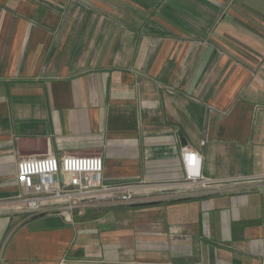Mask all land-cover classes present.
<instances>
[{"label":"crops","instance_id":"1","mask_svg":"<svg viewBox=\"0 0 264 264\" xmlns=\"http://www.w3.org/2000/svg\"><path fill=\"white\" fill-rule=\"evenodd\" d=\"M50 154L139 194L29 213ZM0 264H264V0H0Z\"/></svg>","mask_w":264,"mask_h":264},{"label":"built area","instance_id":"2","mask_svg":"<svg viewBox=\"0 0 264 264\" xmlns=\"http://www.w3.org/2000/svg\"><path fill=\"white\" fill-rule=\"evenodd\" d=\"M189 177L200 179L202 158L199 153L184 150ZM105 164L100 155L54 154L22 159L18 162L19 197L29 213H38L48 204H61L60 211L83 212L101 202H129L139 194L134 184H107Z\"/></svg>","mask_w":264,"mask_h":264}]
</instances>
